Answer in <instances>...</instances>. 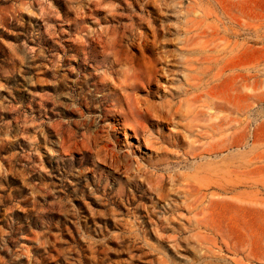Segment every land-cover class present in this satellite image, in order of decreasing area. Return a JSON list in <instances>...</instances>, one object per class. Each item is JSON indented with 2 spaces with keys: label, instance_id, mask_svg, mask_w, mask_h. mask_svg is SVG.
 Wrapping results in <instances>:
<instances>
[{
  "label": "rangeland",
  "instance_id": "1",
  "mask_svg": "<svg viewBox=\"0 0 264 264\" xmlns=\"http://www.w3.org/2000/svg\"><path fill=\"white\" fill-rule=\"evenodd\" d=\"M0 264H264V0H0Z\"/></svg>",
  "mask_w": 264,
  "mask_h": 264
},
{
  "label": "bare ground",
  "instance_id": "2",
  "mask_svg": "<svg viewBox=\"0 0 264 264\" xmlns=\"http://www.w3.org/2000/svg\"><path fill=\"white\" fill-rule=\"evenodd\" d=\"M184 112H186V114L184 115L185 118H187L189 115L192 117L190 119V121H188L184 126L190 128L191 130L195 127L196 122L195 120L197 119V117L199 116V113L196 112V105L192 104L190 102H186L185 103V108L183 109ZM192 144H190L192 147H195L196 145H194V142L191 141ZM211 145V144H210ZM212 147V145H211ZM192 153V152H191ZM186 155V154H185Z\"/></svg>",
  "mask_w": 264,
  "mask_h": 264
}]
</instances>
